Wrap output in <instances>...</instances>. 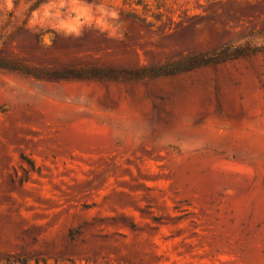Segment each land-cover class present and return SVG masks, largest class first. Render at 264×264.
<instances>
[{
    "label": "rangeland",
    "instance_id": "374dc122",
    "mask_svg": "<svg viewBox=\"0 0 264 264\" xmlns=\"http://www.w3.org/2000/svg\"><path fill=\"white\" fill-rule=\"evenodd\" d=\"M165 1L148 28L122 0H0V58L29 67L259 48L0 69V264H264V0Z\"/></svg>",
    "mask_w": 264,
    "mask_h": 264
},
{
    "label": "trees",
    "instance_id": "16d2710c",
    "mask_svg": "<svg viewBox=\"0 0 264 264\" xmlns=\"http://www.w3.org/2000/svg\"><path fill=\"white\" fill-rule=\"evenodd\" d=\"M122 14L133 19L145 27L152 28L163 18L161 10L167 6L165 0H122ZM259 48L247 44L245 47H221L207 54L187 56L177 61L158 66H143L135 69L97 68L46 70L29 67L15 60L0 58V69L18 72L38 80L48 79L55 81L84 80V79H114L132 80L158 78L187 72L213 64H221L228 60L255 54Z\"/></svg>",
    "mask_w": 264,
    "mask_h": 264
},
{
    "label": "bare ground",
    "instance_id": "6f19581e",
    "mask_svg": "<svg viewBox=\"0 0 264 264\" xmlns=\"http://www.w3.org/2000/svg\"><path fill=\"white\" fill-rule=\"evenodd\" d=\"M79 86L78 85H67L65 88L68 90H74L77 89Z\"/></svg>",
    "mask_w": 264,
    "mask_h": 264
}]
</instances>
